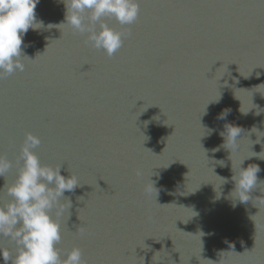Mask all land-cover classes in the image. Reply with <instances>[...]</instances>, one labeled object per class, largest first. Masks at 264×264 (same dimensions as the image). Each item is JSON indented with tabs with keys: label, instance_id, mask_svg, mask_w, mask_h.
I'll use <instances>...</instances> for the list:
<instances>
[{
	"label": "water",
	"instance_id": "95a60500",
	"mask_svg": "<svg viewBox=\"0 0 264 264\" xmlns=\"http://www.w3.org/2000/svg\"><path fill=\"white\" fill-rule=\"evenodd\" d=\"M139 6L130 26L107 21L130 32L108 57L58 25L63 4L40 0L44 27L23 38L24 70L0 79V155L13 164L0 188L31 132L41 163L81 184L65 192L62 256L79 247L87 264H264V184L241 204L231 179L242 159L264 158V0ZM226 124L244 130L239 151L222 147ZM250 164L264 180V160ZM10 199L0 189V205ZM0 248L17 253L4 236Z\"/></svg>",
	"mask_w": 264,
	"mask_h": 264
},
{
	"label": "clouds",
	"instance_id": "9594fccd",
	"mask_svg": "<svg viewBox=\"0 0 264 264\" xmlns=\"http://www.w3.org/2000/svg\"><path fill=\"white\" fill-rule=\"evenodd\" d=\"M39 2L40 0H0V79L24 70L22 57L26 55H23L22 45L24 48L28 45L24 44L23 38L29 29L39 30L44 27L43 21L38 20L36 16L35 10ZM56 2L63 4L65 8L64 20L58 25L85 36L86 44L96 50H102L108 57H112L122 48L130 32L118 31L107 21L115 20L121 26H130L138 20L140 14L139 0H56ZM230 112L231 109L223 110L217 119L226 120ZM260 112L257 111L256 114L259 115ZM211 131L209 130V135ZM243 131L239 126L226 124L225 131L220 133L224 138L222 147L228 149L230 153L239 151L238 137ZM256 132L261 131L253 127L251 133ZM260 137H257L258 142L257 140L254 142L261 143ZM40 144L38 136L31 132L25 133L17 157L20 166L16 178L11 184L5 181L4 186L0 188L11 197L7 203L0 205V236L7 237L17 246L14 258L4 248H0V257L3 258L4 264H9V261L11 264H87L79 247H73L63 256L57 248L62 240L61 218L65 211L71 208V200L65 196V192H74L81 186L79 178L72 173L68 176L62 175V165L53 167L42 164L34 151ZM213 151H219V148ZM252 157L264 160L259 153L242 159L239 171L231 177L235 185L232 191L236 194L234 201L241 204L253 200V191L257 188L260 190V186L264 184V180H260L257 175L261 172L258 164L242 167L244 161ZM12 167V161L0 155V177L4 178ZM142 174L141 171H137V176ZM223 180V184L228 182L226 178ZM154 184L155 182L150 179V185L145 186L146 194L151 195L153 189L157 190ZM157 195L158 190L156 200ZM65 199L69 201L67 209L63 203ZM79 233L83 236L84 229H79Z\"/></svg>",
	"mask_w": 264,
	"mask_h": 264
}]
</instances>
